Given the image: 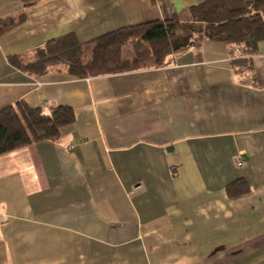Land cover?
Returning a JSON list of instances; mask_svg holds the SVG:
<instances>
[{
	"label": "crops",
	"instance_id": "obj_1",
	"mask_svg": "<svg viewBox=\"0 0 264 264\" xmlns=\"http://www.w3.org/2000/svg\"><path fill=\"white\" fill-rule=\"evenodd\" d=\"M28 1L0 0V109L67 105L75 120L0 155V264H264V40L247 56L201 38L160 67L36 76L9 57L204 0ZM238 179L249 191L233 196Z\"/></svg>",
	"mask_w": 264,
	"mask_h": 264
},
{
	"label": "trees",
	"instance_id": "obj_2",
	"mask_svg": "<svg viewBox=\"0 0 264 264\" xmlns=\"http://www.w3.org/2000/svg\"><path fill=\"white\" fill-rule=\"evenodd\" d=\"M23 5L31 1L23 0ZM33 3V2H32ZM209 39L236 46L240 55H252L264 40V0H204L165 20L128 25L95 37L86 44L73 34L47 41L24 61L9 57L17 69L39 76L54 65H63L76 78L92 77L160 67L173 52ZM90 55L85 58V51ZM247 59L235 61L247 67ZM75 120L73 109L59 105L43 113L23 100L0 109V155L28 144L56 140L61 128ZM233 195H242L249 187L242 179L227 185Z\"/></svg>",
	"mask_w": 264,
	"mask_h": 264
},
{
	"label": "built area",
	"instance_id": "obj_3",
	"mask_svg": "<svg viewBox=\"0 0 264 264\" xmlns=\"http://www.w3.org/2000/svg\"><path fill=\"white\" fill-rule=\"evenodd\" d=\"M233 162H234V164H235L236 166H241V165H242V160H241L240 157H235V158L233 159Z\"/></svg>",
	"mask_w": 264,
	"mask_h": 264
},
{
	"label": "rangeland",
	"instance_id": "obj_4",
	"mask_svg": "<svg viewBox=\"0 0 264 264\" xmlns=\"http://www.w3.org/2000/svg\"><path fill=\"white\" fill-rule=\"evenodd\" d=\"M90 55V50L85 51V58Z\"/></svg>",
	"mask_w": 264,
	"mask_h": 264
}]
</instances>
